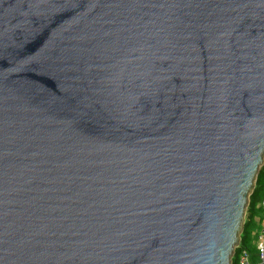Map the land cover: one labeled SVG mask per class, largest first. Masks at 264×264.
I'll use <instances>...</instances> for the list:
<instances>
[{"label":"water","instance_id":"obj_1","mask_svg":"<svg viewBox=\"0 0 264 264\" xmlns=\"http://www.w3.org/2000/svg\"><path fill=\"white\" fill-rule=\"evenodd\" d=\"M264 159V0H0V264H231Z\"/></svg>","mask_w":264,"mask_h":264},{"label":"trees","instance_id":"obj_2","mask_svg":"<svg viewBox=\"0 0 264 264\" xmlns=\"http://www.w3.org/2000/svg\"><path fill=\"white\" fill-rule=\"evenodd\" d=\"M264 196V159L258 168L254 185L249 193L248 202L245 209L244 222L239 237V244L234 249L231 257V264H238V253L242 249L249 251L252 260L255 259V249L251 246L255 229L262 219V211L259 206Z\"/></svg>","mask_w":264,"mask_h":264},{"label":"built area","instance_id":"obj_3","mask_svg":"<svg viewBox=\"0 0 264 264\" xmlns=\"http://www.w3.org/2000/svg\"><path fill=\"white\" fill-rule=\"evenodd\" d=\"M259 206L262 211V219L255 229L254 238L251 243V246L255 249V259L252 260L248 250L242 249L238 253V264H264V196Z\"/></svg>","mask_w":264,"mask_h":264},{"label":"rangeland","instance_id":"obj_4","mask_svg":"<svg viewBox=\"0 0 264 264\" xmlns=\"http://www.w3.org/2000/svg\"><path fill=\"white\" fill-rule=\"evenodd\" d=\"M234 249H235V248H234ZM233 253H234V251H233ZM233 253H232V254H233Z\"/></svg>","mask_w":264,"mask_h":264}]
</instances>
